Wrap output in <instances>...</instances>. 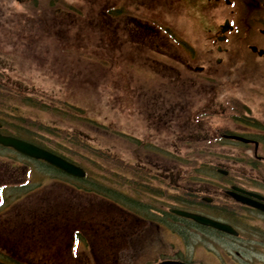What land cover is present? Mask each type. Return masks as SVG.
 Returning <instances> with one entry per match:
<instances>
[{"label":"rangeland","instance_id":"374dc122","mask_svg":"<svg viewBox=\"0 0 264 264\" xmlns=\"http://www.w3.org/2000/svg\"><path fill=\"white\" fill-rule=\"evenodd\" d=\"M250 6L247 0H232L230 4L221 0L200 9L196 5L188 8L183 0H147L144 5L135 0H0V96L12 103L7 110H0V121L27 127L32 139L67 153L89 168L94 181L106 189L124 192V187L120 188L125 182L122 167L132 168L129 174L145 171L137 174L134 184L141 185L144 180L150 189L144 194L133 191V199L161 198L166 203L134 204L162 206L167 211L173 204L195 209L196 204L207 203L203 196L212 197L213 203L228 200L221 192L226 181L217 177V169L231 173V181L264 194V146L258 148L257 155L263 158L258 159L253 155V144L221 137L224 133L251 137L259 129L247 121L264 124V57L249 54L243 46L251 40L264 47V35L258 33L264 12L256 15L255 8L247 9ZM115 7L119 14L112 11ZM129 17H142L155 28H167L181 46L163 33L155 41L151 35H138L127 22ZM226 18L234 29L223 43L228 51L221 54L211 34ZM237 24L239 32L240 24L244 25L241 33ZM132 39L146 40L147 44L133 45ZM163 39L168 43L165 55L153 50V44ZM236 42L239 46L234 47ZM218 57L222 59L219 63ZM201 65L203 71L193 69ZM43 126L50 132L42 130ZM71 132L79 135L77 145L58 137L61 133L71 139ZM6 155L21 160L0 147V157ZM112 157L123 166L108 176L102 165ZM0 161L4 162L2 167L9 166L0 173V185L7 178L13 185L25 182L20 189L22 185L0 191V203H5L0 205V243L7 237L14 239L13 247L28 245L27 250L44 262L46 250L60 239H32L35 224L23 229L41 208H62V213L79 208L82 215L107 222L103 218L108 216L103 204L107 201L98 200L99 193L94 197L77 188V193H70L69 187L58 181L50 186L51 180L41 175H54V171L40 163L20 161L17 165L33 168L28 183V175L20 168L11 170L10 164ZM186 180L192 182L190 186ZM204 183L213 189L205 190ZM189 187L196 189L197 198L193 190L188 194ZM166 189L160 197L157 191ZM42 197L47 199L38 202ZM182 199H197V203H181ZM198 206L202 210L203 206ZM245 214L264 221L258 214ZM173 222L181 224V220ZM185 226L193 229L187 223L181 228ZM253 233L250 230L245 233L247 238L241 234L237 239L195 231L184 245L179 238L173 242L183 248L240 247L242 264H264V252L259 251L264 246V231L257 228V238ZM164 238L170 239V235L165 233ZM78 252L80 264H84L89 255L81 245ZM160 256H138L140 261L134 258L132 264H147ZM220 263L224 262L216 256L213 264Z\"/></svg>","mask_w":264,"mask_h":264},{"label":"flooded vegetation","instance_id":"af4514ba","mask_svg":"<svg viewBox=\"0 0 264 264\" xmlns=\"http://www.w3.org/2000/svg\"><path fill=\"white\" fill-rule=\"evenodd\" d=\"M133 1V0H131ZM140 2L143 5L145 4V1L147 0H135V2ZM185 2V5L189 8L191 5L198 6L199 9L203 5H211L213 4H219L221 3V0H183ZM225 1V0H224ZM53 5V4H52ZM58 4H54L52 7H55ZM51 7V8H52ZM119 9H115V12L119 14ZM101 16H105V14H100ZM111 18V17H110ZM142 20L143 22L139 21ZM135 17H129L128 23L130 25H133L135 28V32L140 36L147 37V31L149 27L148 20L144 21V19ZM263 21H261L262 26L264 28V16ZM258 40V39H257ZM131 43L133 45L136 44H147L146 40H137L132 39ZM148 44L151 46V40H148ZM165 41L157 40V42L154 44L155 48L163 51L165 47ZM250 44H256L259 48H262V44H259L256 41H248L243 46L245 48H248ZM235 46H239L238 42L235 43ZM163 49V50H162ZM216 51L219 53H225L228 51V47L223 46L221 44L216 45ZM264 56V55H263ZM2 123H0V128H2ZM1 130V129H0ZM1 132V131H0ZM233 185L232 181H228V183L225 185L223 189H221L223 196H226L228 200H224V198H221V201L216 200L214 203L211 200L209 203L206 204L205 210H199V208L196 211L202 212L212 218L222 220L223 222L230 224L236 231L238 232L235 236L230 235L227 233H224L222 231L216 230L212 227H204L195 224L194 222L190 220H181V224H174L175 227H177L179 230H173V232L181 239L183 244L187 239H189L191 235H194L195 231H200L203 235L209 234L211 231L212 233L221 234L224 236H229L233 238L239 239L241 237V234L245 236L246 232H249L250 230H254V237L257 238L256 232L257 228L264 231V221L262 219H254L253 217H250L249 215L245 214L246 211L250 213H255L263 217L264 219V212L260 211L247 203H241L239 201L234 200L230 195H228V189ZM241 188L248 191H253L260 193L264 196L262 192L259 190H256L252 187H248L246 185H240ZM160 197L163 198V195L160 194ZM189 202V201H187ZM264 202V200H263ZM116 203H122L114 201L113 204L116 207ZM125 203H166L164 199L157 198L155 200H134V199H128L125 201ZM193 203V202H191ZM9 207V206H8ZM7 207V208H8ZM162 206H152L148 205L145 208L144 213H135L133 210H127V212L130 214L128 219L123 222H117L114 220L111 221V224L109 226V236H108V252L109 255H114L119 251L122 252L125 255H172L173 258L182 260L185 262H189L191 264H213V260L216 256H219L223 264H242L241 262V256L243 248H231L230 250L227 248H211L207 249L204 247H191V248H183L178 247L175 248V243L168 239L166 240L164 238V232L165 228L168 227L165 221V211L161 208ZM204 208V207H203ZM69 216L65 217L63 215H54L50 217L51 221H54L56 223L64 222V223H70V221H77L83 224L81 230H83L81 235L85 238V230L86 226L89 228L90 222H95V218L91 217V219L85 215H80L76 211L68 212ZM176 217V216H175ZM176 218L172 216L169 220L172 223ZM168 221V219H167ZM191 225L193 227V230L191 227L185 226L184 228H181L182 224ZM192 229V230H191ZM209 231V232H208ZM71 237L69 238L68 232L65 234H61L59 237V243H54L50 249L46 250L45 252V258L44 262H40L41 256L34 255L35 252H32L31 250H26L20 248H9V247H0V262L4 264H80V254L78 257H73L69 260V254L68 251L70 249L71 245V239L73 241H78V239L72 238V233H70ZM246 237V236H245ZM244 237V239H245ZM247 238V237H246ZM185 240V241H184ZM54 241V240H53ZM90 243V241H88ZM261 244L264 245V238H262ZM82 250L85 249L84 242L81 243ZM90 252H92L94 255H100L102 250L100 248H88ZM79 251V248L77 252ZM107 250L103 249V252L106 253ZM259 251L264 252V246L259 249ZM22 255H25L26 257L23 259ZM181 257H185L186 259H183ZM240 257V258H236ZM96 264H106L102 262H98ZM107 264H113V260L111 258L110 262ZM221 264V263H220Z\"/></svg>","mask_w":264,"mask_h":264},{"label":"water","instance_id":"95a60500","mask_svg":"<svg viewBox=\"0 0 264 264\" xmlns=\"http://www.w3.org/2000/svg\"><path fill=\"white\" fill-rule=\"evenodd\" d=\"M229 28H230V25L228 24V21H225V24L222 27V31H225ZM251 49L256 50V47L251 46ZM262 53H263V50H260L259 54H262ZM228 137L236 139V140H240L243 142L249 141L246 138H243L240 136H235V135H230ZM0 144L3 146L12 147L25 156H28V157H31L34 159L44 160L45 162H48L49 164L59 168L60 170L64 171L65 173H67L69 175H72L75 177L84 176V170L80 166H77V165L67 161L64 158L46 150V149H43V148L38 147L32 143H29L27 141L21 140V139L16 138V137L6 136V135L0 134ZM252 195L259 197L253 193H252ZM236 199L244 200L246 202L248 200L246 198H243L242 196H236ZM260 208L264 209V207H260ZM171 211L178 214V215L188 217V218L194 220L195 222H197L199 224L212 226V227L217 228L219 230H223L226 232L233 233L232 228L230 226H228L227 224L212 220L206 216L196 214V213L187 212L184 210H179V209H172ZM172 263H176V262L167 260V261H163V262H160L157 264H172Z\"/></svg>","mask_w":264,"mask_h":264},{"label":"trees","instance_id":"16d2710c","mask_svg":"<svg viewBox=\"0 0 264 264\" xmlns=\"http://www.w3.org/2000/svg\"><path fill=\"white\" fill-rule=\"evenodd\" d=\"M21 104H23V105H27V106H35V104H34V102L33 103H24L23 101L21 102ZM12 105V103H10V102H7L6 100H5V97H1L0 96V110L2 111V110H7V108L8 107H10ZM36 105L37 106H39L40 105V103H38V102H36ZM40 108H41V106H40ZM25 120V119H24ZM249 124H251L252 126H254V127H256V128H258V129H262V131H264V125L263 124H261L260 122H258V121H253V123H249ZM8 130H10V131H15L14 132V134L16 133H18L19 132V130H18V127H16V126H14V127H8L7 128ZM42 130H48L49 131V129H45V127L43 126L42 127ZM60 131V130H59ZM50 132V131H49ZM63 133V132H62ZM15 134V135H16ZM18 135V134H17ZM71 135H74V137H78L79 135L78 134H76V133H74V132H71V134H69V136L71 137V139H68L65 135H63L62 136V134L60 133L59 134V136L58 137H60V139L62 140H64L65 142H71V143H73V144H78V143H80V141L78 140V138L76 139V138H74L73 136H71ZM31 139V138H30ZM31 140H33V139H31ZM62 140V141H63ZM42 145V144H41ZM43 147H45V148H48V149H50L51 151H53V152H56V153H59L60 155H62V156H64V157H66L67 159H70V158H68L69 156L67 155V153H65L64 151H61L60 149L59 150H57L56 148L54 149V147H47L46 145L44 146L43 145ZM71 160V159H70ZM106 162V164H104V165H102V167L104 168L103 170H102V172L104 173V174H107L108 176L109 175H111L112 173H111V170H113V169H116V167L117 168H121L122 166L120 165V167H119V164L117 163V162H119V159H117V158H113L112 157V159H110V160H106L105 161ZM42 164H44L46 167H49L46 163H43L42 162ZM23 168V167H22ZM89 169V168H88ZM122 169L124 170L123 171V175L125 176L126 174H127V170H128V166H125V167H122ZM22 173V172H21ZM94 180H96L95 179V177L94 176H91L90 174H88V178H87V181L88 182H95L94 184H96L95 186H96V189L98 190V192L100 191V192H103V190H105L106 189V187L104 186V185H102L101 183H98V182H96V181H94ZM65 181V180H64ZM86 181V180H85ZM67 182L69 183V184H72V185H74L73 183H72V181L68 178L67 179ZM78 185L80 186V181H79V183H78ZM96 190V191H97ZM107 190V193H109L110 191L108 190V189H106ZM40 219V218H39ZM39 219H38V221L35 223V228L38 230V231H42L43 232V230H44V226H45V224H44V222H41V221H39ZM40 226H42L41 228H40ZM41 232V233H42ZM118 263H119V261H117ZM123 262V261H122ZM124 263V262H123Z\"/></svg>","mask_w":264,"mask_h":264}]
</instances>
